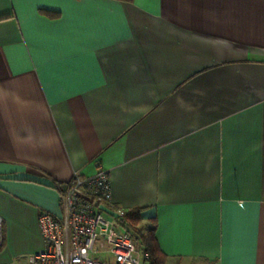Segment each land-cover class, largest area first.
Segmentation results:
<instances>
[{
    "label": "crops",
    "instance_id": "1",
    "mask_svg": "<svg viewBox=\"0 0 264 264\" xmlns=\"http://www.w3.org/2000/svg\"><path fill=\"white\" fill-rule=\"evenodd\" d=\"M98 167L161 264H264V0H0V264Z\"/></svg>",
    "mask_w": 264,
    "mask_h": 264
},
{
    "label": "built area",
    "instance_id": "2",
    "mask_svg": "<svg viewBox=\"0 0 264 264\" xmlns=\"http://www.w3.org/2000/svg\"><path fill=\"white\" fill-rule=\"evenodd\" d=\"M57 190L61 215L38 212L42 247L30 264H145L148 253L127 228V210L113 201L107 170L75 171Z\"/></svg>",
    "mask_w": 264,
    "mask_h": 264
},
{
    "label": "trees",
    "instance_id": "3",
    "mask_svg": "<svg viewBox=\"0 0 264 264\" xmlns=\"http://www.w3.org/2000/svg\"><path fill=\"white\" fill-rule=\"evenodd\" d=\"M48 15H56V12L53 11H45ZM53 186L56 189L61 188L62 182L54 181ZM141 208H133L125 213V219L127 221V228L129 230H134L135 233L138 235V245L139 247H142L143 249L146 250L148 253V259L150 264H161L162 263V258L164 257L161 252H159V249L156 245L154 235H153V230L155 227L154 221L151 220L150 223L144 227L141 228L138 226L139 220H140V211Z\"/></svg>",
    "mask_w": 264,
    "mask_h": 264
},
{
    "label": "rangeland",
    "instance_id": "4",
    "mask_svg": "<svg viewBox=\"0 0 264 264\" xmlns=\"http://www.w3.org/2000/svg\"><path fill=\"white\" fill-rule=\"evenodd\" d=\"M145 264H150L149 260H145Z\"/></svg>",
    "mask_w": 264,
    "mask_h": 264
}]
</instances>
